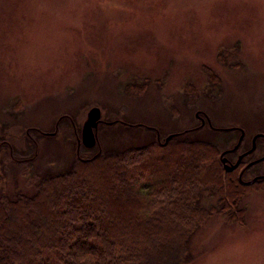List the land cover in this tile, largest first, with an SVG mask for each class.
I'll list each match as a JSON object with an SVG mask.
<instances>
[{"label":"rangeland","instance_id":"rangeland-1","mask_svg":"<svg viewBox=\"0 0 264 264\" xmlns=\"http://www.w3.org/2000/svg\"><path fill=\"white\" fill-rule=\"evenodd\" d=\"M94 107L102 122L87 149L78 139ZM262 136L264 0H0V198L145 148L136 180L166 190L190 178L183 155L202 147L210 191L194 201L202 224L184 264H264ZM111 206L116 222L132 220Z\"/></svg>","mask_w":264,"mask_h":264},{"label":"trees","instance_id":"trees-1","mask_svg":"<svg viewBox=\"0 0 264 264\" xmlns=\"http://www.w3.org/2000/svg\"><path fill=\"white\" fill-rule=\"evenodd\" d=\"M147 149L77 161L66 172L41 178L33 197L2 196L0 264H184L202 224L194 201L210 191L202 175L208 156L202 147L191 148L183 155L195 167L193 173L183 171L190 178L154 190L140 182L143 175L135 186L139 168L149 160ZM110 202L130 207L132 220L112 219ZM136 208L153 216H139ZM123 227L131 233L118 235Z\"/></svg>","mask_w":264,"mask_h":264},{"label":"water","instance_id":"water-1","mask_svg":"<svg viewBox=\"0 0 264 264\" xmlns=\"http://www.w3.org/2000/svg\"><path fill=\"white\" fill-rule=\"evenodd\" d=\"M102 122V110L99 107H94L92 108L88 114H87V119L83 125L82 129V139H78V145L83 144L84 147L87 149H94L98 145V135H97V129ZM175 135H172L166 139V142L171 140ZM245 133L243 132L241 136V140L244 138ZM261 135H258L255 137L253 141V148L246 154H252L255 151L256 147V140L260 137ZM225 160V159H224ZM226 160L224 161V163ZM240 162L232 168L226 165V169L228 171H232L234 168L239 166ZM264 178V177H263Z\"/></svg>","mask_w":264,"mask_h":264},{"label":"flooded vegetation","instance_id":"flooded-vegetation-1","mask_svg":"<svg viewBox=\"0 0 264 264\" xmlns=\"http://www.w3.org/2000/svg\"><path fill=\"white\" fill-rule=\"evenodd\" d=\"M259 138H261V137H259ZM262 139H264V136H262ZM257 144H258V142H256L255 151H256V149H257ZM249 155H250V154H249ZM245 156H248V155L245 154ZM262 160H263V159H260L259 161H256L255 163H251V164L249 165V167H250V166H253L254 164H256V163H258V162H260V161H262ZM238 161L240 162V164L243 162L242 158L239 159ZM240 164H239V165H240Z\"/></svg>","mask_w":264,"mask_h":264}]
</instances>
